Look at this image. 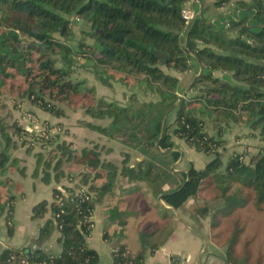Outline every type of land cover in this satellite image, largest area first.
<instances>
[{
  "label": "trees",
  "instance_id": "obj_1",
  "mask_svg": "<svg viewBox=\"0 0 264 264\" xmlns=\"http://www.w3.org/2000/svg\"><path fill=\"white\" fill-rule=\"evenodd\" d=\"M189 1L0 0V177L24 174L12 152L27 146L32 153L40 143L33 176L41 174L50 184L67 170L74 184L54 188L52 204L44 200L32 210L34 220L51 213L36 243L44 244L58 231L60 253H33L29 248L28 255L26 249H7L0 264H99L100 256L88 240L96 208L104 201L108 229L114 228L112 233L106 230L104 239L118 240L113 264H144L147 246L154 253L169 239L174 226L164 222L165 216L158 218V210L173 213L162 203L179 210L190 200L198 202L192 209L196 229L211 216L215 230L221 216L248 204L263 210L264 152L234 153L224 164L220 150L226 148L221 128L229 119L245 118L264 134V0H239L240 12L237 17L231 14L226 25L208 23L204 11L187 25L184 11ZM233 1L214 0L213 6L224 8ZM69 17L90 26L94 46L82 42L75 50L66 43L74 36ZM200 45H214L223 52ZM158 54L165 55L166 62ZM57 58L63 66H58ZM75 58H85L103 85L119 82L156 100L139 107L97 101L86 81L72 79ZM192 62L203 69L196 82L202 86L201 95L179 101V78L163 67L184 74ZM215 72L231 74L236 84L222 81ZM6 99L15 110L27 102L56 118L66 117L65 106L83 107L94 118L110 120L107 127H87L141 158L131 166V157L125 154L118 167L102 161L98 146L77 150L72 143H60V133H52L54 127L48 124L45 135L38 137L18 120L9 122L2 115ZM206 119L217 135L208 132ZM176 140L208 157L205 166L190 163L187 170L173 171L182 155ZM20 188L10 177L0 180V218L6 210L9 236L15 230ZM131 221L142 245L136 254L124 242ZM233 245L232 241L225 255L227 264H247L235 257Z\"/></svg>",
  "mask_w": 264,
  "mask_h": 264
},
{
  "label": "crops",
  "instance_id": "obj_2",
  "mask_svg": "<svg viewBox=\"0 0 264 264\" xmlns=\"http://www.w3.org/2000/svg\"><path fill=\"white\" fill-rule=\"evenodd\" d=\"M208 1L211 4L214 2V0ZM243 1L249 2V0ZM220 10L223 11L222 8ZM230 15L231 11L228 13V16ZM72 111V113L66 112V117L56 118L42 110L36 109L34 112L37 113L41 121L38 120L36 124L31 126L36 129L42 128L46 124L52 127L57 125L62 126V128L64 127L63 129L66 130V133L60 134V143H72L77 150L98 146L102 161L111 162L118 167L122 166V161L124 160L122 157L123 154L130 155L131 159L129 165L131 166L140 159L138 154L132 149L87 127V124L107 127L110 124L108 118L97 119L86 113L78 115L77 112H75L77 110ZM103 121L108 122L105 125H101ZM171 121L173 120L171 119ZM44 122H46L45 125L43 124ZM79 122L84 124H80ZM19 123L24 128L27 127L25 121L19 119ZM55 129L56 128L51 130L54 134L56 133ZM211 134L215 133L211 132ZM215 135H217V133ZM177 144L180 146L179 144L181 143L177 142ZM40 151L41 149L37 147L32 153H28L27 146H20L17 150L12 152V156L19 160L18 168L25 169L24 174L16 171L8 173L5 177H0L1 181L10 177L21 187L19 192L16 193L17 199L14 211L15 230L13 236L8 235L5 219L6 210L1 212L0 255L7 249L21 250L30 248L33 253L45 250L56 255L61 251V247L58 243V231H55L44 244L39 245L36 243L39 230L45 222L51 218V213H48L43 219L34 220L32 219V210L36 204L44 200L51 205L54 200V188L61 189L63 187L73 186L74 184L69 182L67 177L69 172L67 170H65V175L60 177L58 181L52 178L50 184H46L42 180L41 174L38 177H34L33 174L36 169L35 154ZM194 202L195 200L188 201L185 207L179 210L172 209L161 202L164 209L172 212L173 216L170 214L164 215L161 210H158V218L165 216L166 220L164 222L172 224L174 226V231L169 239L154 253H150V248L147 246L144 264H205L209 255H216L225 259L223 254H221L219 245L206 242L203 237L202 233L205 232L206 226L202 229H196L194 227L191 208V204ZM107 207V203L104 201L96 208L94 213L95 228L88 240L90 247L95 249L100 256L99 264H113L112 252L118 242L117 239L113 241H106L104 239L106 230L110 233L114 231V228L108 229ZM162 224L163 222L158 225V228ZM154 229L155 227L151 228V230ZM126 234L127 238L124 242L127 244L128 250L133 254L140 252L142 250V245L138 239L137 226L134 221H131Z\"/></svg>",
  "mask_w": 264,
  "mask_h": 264
},
{
  "label": "rangeland",
  "instance_id": "obj_3",
  "mask_svg": "<svg viewBox=\"0 0 264 264\" xmlns=\"http://www.w3.org/2000/svg\"><path fill=\"white\" fill-rule=\"evenodd\" d=\"M238 1L239 0H234L229 6L222 8V11L220 10L221 8H215L208 0H190L185 8V11H191L195 15V18L198 17L202 11H204V16L208 23L219 25L218 22L220 20L223 25H226L229 22L228 13L230 11L231 14L235 12L236 15L237 12H240ZM241 15L243 16V13ZM230 16L232 17L233 15ZM68 19L72 21L74 36L71 40L66 42L67 44L71 45L75 50L79 49V44L82 42L90 46H94L96 44L95 39L90 36L92 31L90 30V26L88 24L77 20L75 17H69ZM200 47H210L212 50L217 52H223L214 45H200ZM57 59L58 66H63L62 61L59 58ZM73 62L75 63L71 67L72 79L75 82L86 81L87 87L94 91L97 101L103 99L116 105L130 106L134 104L136 107H139L145 101L156 100L150 95L146 96L142 94L138 89L128 90L125 85L119 82L117 83L111 81V86L103 85L102 82L98 80L97 73L93 66L88 64L89 62L85 58H75ZM191 65L192 69L184 74H179L163 67L165 72L179 78V96H182V94L185 93L183 97L187 100L200 96V89L202 87L201 85H196V82L199 79L198 75L200 74L201 67L197 66L193 62ZM214 76L218 77L222 81L236 84L231 74L215 72ZM196 77H198V79L194 81ZM4 101L8 106L2 115L7 116L9 122L12 121V119L18 121L21 119L22 121H25L27 125L26 129L28 131L35 132V134L37 133L36 135L38 137L40 135H45L43 132L46 129V122L43 123L45 126L42 128L36 129L31 126L40 120L37 113L34 112L38 108L33 107L26 102L20 106L19 110H15L9 99ZM64 108L68 113L73 112V109L68 106H65ZM85 111L86 109L82 107L78 108L75 112H77L78 115H81L82 113H86ZM171 119L173 120L174 118L171 117ZM107 122L108 121H103L101 122V125H105ZM206 122L208 132H214L216 134L217 130L213 124H211L208 119H206ZM54 128H56V133H60L61 135L66 133V130H64V127L62 128V126L57 125ZM221 129L223 139L227 143L226 148L220 150L224 164H226L227 160L234 153L257 154L259 152H264V134L261 128H253L247 119H229L227 124L224 123L222 125ZM176 141L180 142L178 140ZM180 143L182 145L179 144L180 146H178V149L181 153H183V158L175 164V170H187L190 163H192L196 168H203L209 158L202 154H198L194 149L188 148V146H186L183 142ZM37 147L40 148V143L36 145V148ZM136 153L138 154V157L141 158L140 154L138 152ZM122 157L125 158V154H123ZM246 161H248V158ZM196 203L198 202L195 201L191 204L192 209L195 207ZM212 221V217L210 216L205 218L202 224L198 226L200 229L206 226L205 232L202 233L203 237L206 242L218 244L221 254H223L224 257L227 253L229 245H231L233 241V252L239 262L247 264H264V207L262 211L257 210L253 204H248L244 207L238 208L232 214L221 216L217 220L218 227L215 230L211 229Z\"/></svg>",
  "mask_w": 264,
  "mask_h": 264
},
{
  "label": "water",
  "instance_id": "obj_4",
  "mask_svg": "<svg viewBox=\"0 0 264 264\" xmlns=\"http://www.w3.org/2000/svg\"><path fill=\"white\" fill-rule=\"evenodd\" d=\"M158 55L163 59V62H166L165 55H162V54H158ZM233 57H239V56L237 54H233ZM202 72H203V69L201 68V71H200V74L198 75V77L202 74ZM198 77H196L194 79V81H196L198 79ZM184 94L185 93H183L182 96H180L179 101H182L184 99V97H183ZM181 154H182L181 155V159H182L183 158V153H181ZM173 171H176L174 167H173ZM162 198H163V196H160V200H162ZM26 253L29 255V253H30L29 249H26ZM205 264H227V261H226V259L221 258L219 256L209 255Z\"/></svg>",
  "mask_w": 264,
  "mask_h": 264
},
{
  "label": "built area",
  "instance_id": "obj_5",
  "mask_svg": "<svg viewBox=\"0 0 264 264\" xmlns=\"http://www.w3.org/2000/svg\"><path fill=\"white\" fill-rule=\"evenodd\" d=\"M237 15H238V13H237ZM237 15L235 17H237ZM184 17L186 19L187 25H190L192 23V21L195 19V15L191 11H184ZM23 263H26V261H23Z\"/></svg>",
  "mask_w": 264,
  "mask_h": 264
}]
</instances>
